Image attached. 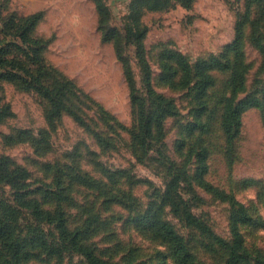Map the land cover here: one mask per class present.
I'll return each instance as SVG.
<instances>
[{
	"label": "rangeland",
	"instance_id": "obj_1",
	"mask_svg": "<svg viewBox=\"0 0 264 264\" xmlns=\"http://www.w3.org/2000/svg\"><path fill=\"white\" fill-rule=\"evenodd\" d=\"M103 1L110 12L108 24L124 34L134 0ZM37 12L43 18L31 35L40 40L46 62L73 81L78 93L74 104L110 142L104 147L67 114L51 128L45 98L0 81V156H9L16 166L30 171L32 187L42 186L38 197L42 207L51 209L50 193H60L71 230L83 232L88 224L84 240L101 256L122 264H175L167 245L144 230L140 216L160 200L178 169L184 170L187 179L181 182V193L212 233L201 234L168 214L169 208L166 212L184 236L195 264L227 263L229 253L219 238L233 239L230 218L235 205L251 207L258 219L240 227L242 251L248 257L244 264H264V200L250 182L264 181V118L258 108L243 114L232 159L226 155L221 126L226 101L244 98L264 84L262 56L251 42L250 20L257 7L246 0H196L190 9L175 1L163 9L145 8L141 23L147 28L143 44L148 73L136 46L124 41L121 56L117 42L105 40L96 0H0V40L15 44L10 54H24L28 45L11 35L14 28L9 35L3 30ZM241 22L243 89L233 94L232 71L214 70L216 84L204 102L198 101L193 74L182 83L178 63L169 54L183 56L191 69L211 58L233 64L230 48ZM259 35L264 38V21ZM123 58L129 59L139 93L147 98L151 94L150 101L169 105L174 112L165 119L162 141H153L147 152L131 140L135 115ZM203 107L206 110L199 115ZM102 111L108 114L103 116ZM203 146L209 151L208 185L196 178L195 149ZM12 193L9 186L0 185V197ZM39 257L47 259L42 253ZM47 261L55 264V259ZM28 264L48 263L34 259Z\"/></svg>",
	"mask_w": 264,
	"mask_h": 264
},
{
	"label": "trees",
	"instance_id": "obj_2",
	"mask_svg": "<svg viewBox=\"0 0 264 264\" xmlns=\"http://www.w3.org/2000/svg\"><path fill=\"white\" fill-rule=\"evenodd\" d=\"M172 1L190 9L196 0H134L130 14L125 24L124 34L119 33L109 24L110 12L103 0H96L97 10L100 15V29L105 40L116 41L118 53L123 54V42L134 45L140 58L143 70L148 73L149 65L145 58L144 38L147 28L141 23L144 9H163ZM248 6L257 7L255 18L250 20L252 27L251 42L261 56L264 67V38L259 35L260 24L264 21V0H246ZM41 12L32 14L19 25L12 24L3 30L9 35L10 28H14L15 39L28 45L24 54H10L13 51V42L3 43L0 40V81H8L20 85L25 90H33L48 101L46 117L51 128H56V123L64 114L71 116L79 125L93 133L94 137L104 147L110 142L100 129L92 124L81 109L74 104L72 98L78 95L76 86L69 78L60 74L53 66L48 64L43 56V46L38 38L31 35L37 24L41 21ZM243 25L238 26L237 40L231 46L234 62H224L220 58L203 59L197 62L194 69L183 56L169 54L175 59L182 72L181 82L188 83L191 74L194 76L193 89L198 101L204 102L209 90L216 84L214 70L232 71V92L239 93L243 85V60L242 36ZM23 48V47H22ZM125 60L127 80L131 90V102L134 109L135 125L131 130V140L134 145L147 152L152 142H160L164 138L165 119L174 112L168 106L153 102L141 95L135 83L129 59ZM150 79H146L149 82ZM151 91V90H149ZM226 101L222 115L221 126L225 137V152L232 159L236 152V140L241 131L243 114L251 108L261 110L264 118V84L256 88L244 98ZM7 107V106H5ZM9 109V108H8ZM206 107L198 111L202 115ZM6 112V108L4 110ZM4 113V112H3ZM10 113V112H9ZM107 115L102 111L101 115ZM2 113L0 117H2ZM103 119V117H102ZM104 120V119H103ZM196 129L193 125L192 132ZM197 159L196 178L208 185L205 174L208 171L209 151L200 147L195 149ZM187 173L178 169L168 181L160 200L151 203L141 214L140 222L144 230L164 242L175 264H195V257L188 247L184 236L180 235L174 224L167 218L166 208L169 213L181 220L185 226L199 231L201 234H210V226L190 209V204L181 193V182L187 179ZM257 186L258 196L264 200V181L250 180ZM0 185L9 186L13 193L7 198L0 197V264H28L34 259H55V264H122L113 258L101 256L97 248L91 247L84 240L85 231H72L63 204L62 195L56 191L51 194V209L43 208L38 198L42 186L34 189L31 182L30 171L21 166H16L9 156H0ZM221 192V191H220ZM231 227L233 239L229 242L219 238L222 245L228 250L226 264H244L248 257L244 250V236L240 227L244 224L257 222V216L251 212V207L238 205L231 213ZM89 222V221H88ZM40 252V253H39ZM39 253V254H36ZM44 254L47 259L39 257ZM78 258V259H75Z\"/></svg>",
	"mask_w": 264,
	"mask_h": 264
}]
</instances>
